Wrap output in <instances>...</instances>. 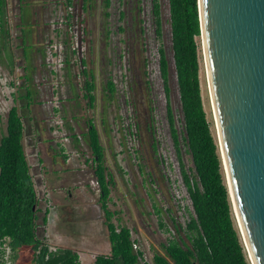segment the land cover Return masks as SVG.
<instances>
[{"label": "rangeland", "instance_id": "374dc122", "mask_svg": "<svg viewBox=\"0 0 264 264\" xmlns=\"http://www.w3.org/2000/svg\"><path fill=\"white\" fill-rule=\"evenodd\" d=\"M45 1L50 3L52 27L44 36L50 41L41 37L36 46L38 50H46L45 59L53 62V68L52 77L46 83L50 94L45 97V116L42 110L37 111L40 113L36 116V127L47 131L48 142L43 145L39 137L33 143L30 138L34 131L31 124H34L26 120L25 157L28 164L34 165L33 173H37L39 159L51 171L46 182L50 191H56L60 197L59 201L53 196L50 198L49 206L56 209L51 216L52 232L63 237L56 244L77 250L80 264H94V257L108 253L110 247L86 135L87 122L91 120L104 148V166L113 178L108 202L109 211L115 213L111 221L118 228L127 227L131 231L135 247L143 253L140 264H153L154 255L164 254L163 245L167 241H186L184 229L193 216L170 134L158 67V49L162 47L168 62L169 104L174 127L181 137L182 113L171 49L168 0H160V38L154 33L151 0H109L108 8L104 0H72L70 6L64 0ZM195 40L203 108L218 146L228 187L203 42L201 36ZM16 54L19 53L13 51V59L17 61ZM84 69L87 77L92 75L95 81L93 107L88 106L83 96ZM8 71L7 67L0 69V116L5 118L9 109L16 106L28 118L25 102L19 100L24 92L18 89L17 71L13 76ZM107 80L114 84L113 93L106 89ZM34 87L30 85L32 90ZM37 100L41 98L37 96ZM41 121L45 122L41 125ZM180 150L185 169H192L184 147ZM38 192L37 198L41 201L42 193ZM231 206L235 228L248 263L252 264L232 202ZM42 235L39 229V236ZM57 245L48 246L54 249ZM5 255L7 264H13L11 253Z\"/></svg>", "mask_w": 264, "mask_h": 264}, {"label": "trees", "instance_id": "16d2710c", "mask_svg": "<svg viewBox=\"0 0 264 264\" xmlns=\"http://www.w3.org/2000/svg\"><path fill=\"white\" fill-rule=\"evenodd\" d=\"M109 0H104L105 8ZM154 33L161 37L160 0H151ZM171 49L182 113V134L179 137L174 127V118L169 104L168 62L162 47L158 49V67L166 97L167 121L171 138L177 151L182 182L186 188L193 216L185 226V237L169 240L163 245L164 254L154 255L153 264H249L232 217V206L228 187L221 170V158L217 143L212 136L203 108L198 51L195 38L200 36L198 0H168ZM5 0H0V17L3 16ZM82 64L84 61L82 60ZM84 83V98L93 107L96 88L94 77ZM106 89L113 93L111 80ZM30 94L28 93L27 100ZM87 139L91 150L93 173L99 189V204L104 213L110 252L98 254L94 264H140L141 250L135 247L131 231L112 223L114 212L109 211L108 202L113 178L104 166V148L100 143L94 123L87 122ZM23 126L18 108L12 106L7 112L6 133L0 140V264L5 260V245L11 253L10 260L21 248L33 253L34 264H80L76 250L56 248L51 250L45 237L39 236L38 198L29 173L23 146ZM181 146L189 155L192 169H185L181 159ZM33 207L35 209L33 210ZM44 212L41 218L46 226ZM45 234V229L42 230Z\"/></svg>", "mask_w": 264, "mask_h": 264}, {"label": "water", "instance_id": "95a60500", "mask_svg": "<svg viewBox=\"0 0 264 264\" xmlns=\"http://www.w3.org/2000/svg\"><path fill=\"white\" fill-rule=\"evenodd\" d=\"M198 12L229 196L251 263L264 264V0H198Z\"/></svg>", "mask_w": 264, "mask_h": 264}, {"label": "crops", "instance_id": "0c3cea01", "mask_svg": "<svg viewBox=\"0 0 264 264\" xmlns=\"http://www.w3.org/2000/svg\"><path fill=\"white\" fill-rule=\"evenodd\" d=\"M49 5L50 3H47L45 0H5L4 14L0 17V69L7 67V70H9L8 72L12 74V76L17 71L15 75L16 77H14L19 83L20 88L18 89L24 92L19 96V100L25 102V108H27V112L31 114H28L27 118L20 113L18 108V113L21 117L23 126L22 146L25 155L26 124L29 121L34 124H31V127L34 130L31 134V138L28 136L31 141L37 140V138L41 137L40 140L43 145L48 142L45 137L47 131L41 126H39V128L36 127L38 124L36 116H39L38 114L40 112L38 113L37 111L40 110H42V114L45 116L44 111L47 105L45 97L50 94V89L47 87L48 85L46 83L50 81L52 75L48 66L50 60L45 59L47 58L45 53L46 50H38L36 41H38V39L41 40V37L42 40L47 39V41H50V38H46L47 36H44V34H46L45 32H49L52 27L50 19L51 7ZM12 47H15V49L13 50ZM13 51L19 53L18 55L16 54L17 61L19 62L18 64L17 61L13 59ZM22 82H24L25 85L21 86L20 83ZM31 84L35 86V90L30 88ZM28 93L30 94V97L27 100ZM37 96L41 98L40 101H36ZM15 100L17 101V99ZM14 101L13 103H15ZM37 108L38 110H36ZM6 117L7 113L3 119L0 116V140L6 133ZM44 122L45 121H41L40 124L42 125ZM28 165L36 196H39L38 191L42 193L41 201H39L38 204V208L40 209L37 220L38 230L45 229L44 237L46 244L49 245L51 243L55 246L60 243L63 237L61 234L55 235L52 232L53 224L51 223V216L55 213L56 209H52L53 207L51 208L49 205L51 204L50 198L52 196V198H56L57 201H59L60 197L56 191H50L46 182V177L51 173V171L47 169L46 162L39 159L37 173H33L34 165ZM40 203L43 204V207L40 206ZM46 210L48 211L46 216L47 223L43 228L39 225L41 224V218ZM57 248L68 247L58 246ZM50 249L55 250L56 248ZM68 249L73 248L70 247ZM109 252L110 247L108 253H102V255H108ZM77 253L80 261V253L78 251ZM13 264H34L33 253L28 248L18 249L13 256Z\"/></svg>", "mask_w": 264, "mask_h": 264}, {"label": "built area", "instance_id": "2783aa9c", "mask_svg": "<svg viewBox=\"0 0 264 264\" xmlns=\"http://www.w3.org/2000/svg\"><path fill=\"white\" fill-rule=\"evenodd\" d=\"M72 0H64V2H65V5L67 4L68 6H70V2H71ZM52 59V58H51ZM7 245V244H6ZM5 247V254L7 253H9L10 252V250H9V248L8 247H6V246H4ZM5 256H7V255H5Z\"/></svg>", "mask_w": 264, "mask_h": 264}, {"label": "flooded vegetation", "instance_id": "af4514ba", "mask_svg": "<svg viewBox=\"0 0 264 264\" xmlns=\"http://www.w3.org/2000/svg\"><path fill=\"white\" fill-rule=\"evenodd\" d=\"M71 4H72V1L70 2V5H71ZM48 48H50V51H51V47H50V45L48 46ZM74 50H75V49H73V51H74ZM50 55H51V58H52V57H53L52 53H51ZM81 62H82V60H81ZM52 63H53V62H50V63L48 64L51 73H52V68H53ZM54 70L56 71L55 67H54Z\"/></svg>", "mask_w": 264, "mask_h": 264}]
</instances>
